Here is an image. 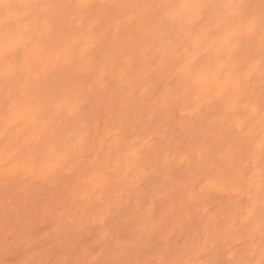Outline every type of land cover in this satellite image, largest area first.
<instances>
[{"label":"bare ground","instance_id":"bare-ground-1","mask_svg":"<svg viewBox=\"0 0 264 264\" xmlns=\"http://www.w3.org/2000/svg\"><path fill=\"white\" fill-rule=\"evenodd\" d=\"M176 2L134 0L135 18L119 32L115 20L127 0L98 10L101 43L90 63L51 85L73 90L72 114L41 117L55 122L51 143L67 161L45 182L0 186V264H225L224 233L214 226L228 202L213 196L193 205L188 192L194 180L220 175L213 162L230 155L236 138L220 125L217 107L193 116L171 78L179 48L211 23L219 0L187 13L183 32L161 21L162 9ZM250 7L264 12L262 0ZM43 21L32 0H0V36ZM251 51L239 53L240 63ZM113 64L118 71L100 80L96 69ZM251 95L264 98V81L253 83ZM257 243L233 236L236 264H259Z\"/></svg>","mask_w":264,"mask_h":264},{"label":"clouds","instance_id":"clouds-1","mask_svg":"<svg viewBox=\"0 0 264 264\" xmlns=\"http://www.w3.org/2000/svg\"><path fill=\"white\" fill-rule=\"evenodd\" d=\"M118 2L32 0V7L44 15L43 27L0 36V186L45 182L67 161L68 153L51 143L55 122L41 117L45 112L72 114L74 92H53L51 85L60 76L77 77L90 63L101 43L96 30L104 17L98 10ZM250 5L251 0H219L211 23L190 34L179 48L171 72L180 86L178 102L193 116L217 107L220 125L236 138L230 155L213 162L220 175L194 180L188 192L193 205L213 196L228 202L223 219L214 226L224 233L225 264H236L228 241L245 233L258 242L259 264H264V98L251 95L253 83L264 81V12ZM204 7L205 0H177L162 9L161 21L183 32L185 15ZM135 15L134 0H127L123 15L115 20L116 31ZM245 48L252 51L240 63L238 55ZM96 71L105 80L118 69L113 64ZM200 160L209 163L206 153Z\"/></svg>","mask_w":264,"mask_h":264}]
</instances>
